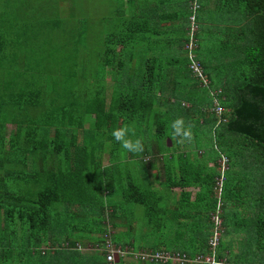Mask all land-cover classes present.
I'll use <instances>...</instances> for the list:
<instances>
[{
    "label": "trees",
    "instance_id": "trees-1",
    "mask_svg": "<svg viewBox=\"0 0 264 264\" xmlns=\"http://www.w3.org/2000/svg\"><path fill=\"white\" fill-rule=\"evenodd\" d=\"M178 3L177 10L163 15L151 12L161 23L177 21L175 26L159 30L142 11L107 32L102 46L93 49L72 24L64 28L68 42L55 44L51 34L65 21L54 18L42 1L0 0V264H109L101 252L79 246L101 240L105 232L136 249H174L158 242L174 223L164 216L169 208L147 170L159 160L171 186L200 187L193 203H188L191 193H183L186 208L196 212L191 218L203 216L206 225L197 242L184 248L190 255L210 250L211 216L220 202L215 257L224 256L226 264H264V0ZM191 15L198 27L191 50L207 84L190 71L189 50L183 47L191 39ZM172 38L178 45L174 55L154 49L172 48L167 40ZM148 51L152 55L134 60ZM105 70L111 88L102 82ZM212 95L224 108L219 116L209 110ZM178 117L193 125L199 161L213 159L214 169L201 170L206 177L198 175L200 165L188 161L189 153L181 152L171 135L170 122ZM124 124H133L143 138L142 154L127 153L112 139V129ZM212 140L230 168L240 167L232 175L231 169L223 172L219 199ZM258 157L261 165L251 167L249 161ZM124 204L142 210L136 214ZM226 206H234L235 216L238 207H248L253 217L232 220ZM228 223L251 228L241 256L224 239ZM199 224V219L191 223L193 231ZM51 225L55 243L66 236L64 247L52 252L37 246L45 241L41 231ZM118 264L170 263L120 258Z\"/></svg>",
    "mask_w": 264,
    "mask_h": 264
},
{
    "label": "rangeland",
    "instance_id": "rangeland-1",
    "mask_svg": "<svg viewBox=\"0 0 264 264\" xmlns=\"http://www.w3.org/2000/svg\"><path fill=\"white\" fill-rule=\"evenodd\" d=\"M42 1L46 7L48 5V9L53 10V12H55L56 15H54V18H61L62 20H64V24L61 27H58L57 30H55L52 34H51V38L53 40V42L57 45H63L66 44L68 42V39L70 38L69 34H67L65 32V27H67L68 24H72L75 26V28L79 29L81 34L87 37V44H89L91 47H93V49L99 48L100 46H102V41L103 38L105 36V34L113 29H115L116 27L119 26V24L122 21H125L127 18H130V16L132 14L140 15V13H143L142 11L148 12V19L151 20V26H158L159 30L164 29L163 26L164 24L166 25H170L167 27V29L175 26L174 23L175 22H167V23H161V21L157 18L156 16H152L151 12H155L157 10V8H159L158 6H156V8L154 7H142L143 6V0H40ZM147 1H152L155 4H157L156 0H147ZM181 0H167L166 2V6L167 8H161L163 10H170L171 11H175L177 10V6H178V2H180ZM129 2V3H128ZM213 5V0H210V3L208 4V6H212ZM155 6V5H154ZM17 10V14L18 16L22 15L21 14V10L15 9ZM49 20V19H48ZM47 20V21H48ZM189 20L191 21L189 23V34L192 37L193 32L197 30V25L195 24V22H192V19L189 18ZM184 21V20H183ZM200 25H203L202 23H200ZM196 26V27H195ZM69 27V26H68ZM182 28H181V32L180 34H182ZM147 35H151V32L149 31L147 33ZM177 34H175L176 36ZM163 37V35L158 36L157 38L154 37L155 39H159ZM197 39V38H196ZM168 42L170 44L174 43V38L172 39H167ZM198 40V39H197ZM202 42V41H201ZM144 43L147 44V46L150 45V41L149 39H145ZM195 45L193 44L192 47H194ZM151 47H155L151 46ZM183 47L186 49H188L190 47L189 43L183 44ZM152 48V49H153ZM178 45L176 43L173 44L172 48H165V46L158 45L157 47H155L154 49L157 50H161V52L165 53V54H171L174 55V52L172 49H177ZM191 48V47H190ZM153 52H149L147 54H143L140 55V57H135L134 60H138L141 61L142 59H144V56L147 55H152ZM130 73V72H129ZM102 82L105 83L107 85L108 88H111L112 86V78L110 76V73L108 72V70H105L104 73V77L102 78ZM208 142L204 141V144ZM103 160L105 161V158H103ZM151 162V161H150ZM249 163H251V167L253 163H257L261 165V161L258 158L250 160ZM151 164V163H150ZM153 167L155 164H152ZM152 169V166H150ZM251 167L250 170L251 171ZM240 167H236L234 168V170H231L229 173L230 175L235 174V172L239 171ZM242 171V168H241ZM160 174V168H156V169H152V171L150 172L149 175H153V179L154 176L156 178H158ZM151 178V177H150ZM152 181H155L152 180ZM253 184V182L249 181L248 186L249 189L251 188V185ZM112 200L114 201H119L121 200L119 197H114L112 198ZM123 207L125 208H130L132 211H137L138 213L136 214H140L141 212V207L137 206V205H132V204H124ZM250 208H252L251 206H249ZM227 212H228V216L230 217V219L234 220L235 218H243L247 221H250V219H252L253 217V212L251 213V210L246 208V207H241L238 208L237 210V217L235 216V210L234 208H232V206H226ZM109 210V209H108ZM107 210V212H108ZM249 217V218H248ZM236 220V219H235ZM251 224V222H250ZM3 227V221H0V229ZM225 231L226 230V226L224 227ZM228 231L227 233L224 235V239L227 242L228 246H229V250L232 253H237L239 256H241L240 249L246 248V246H243L242 243L245 241V238L247 236L250 235L251 233V228L249 226H236L234 223H232L231 225H229L228 223ZM70 229V228H69ZM71 230V229H70ZM53 231L54 228H51L48 231H41L43 234V237L45 238V241L43 243H40L39 246L41 249H45V250H49L50 252L58 250V249H62L65 244V237L64 235H62V242L60 244H57L53 241ZM45 232V233H44ZM18 236L15 239V242L13 244H11V247L13 249V252L16 253L19 249V232L17 233ZM57 234V233H56ZM63 234H65L63 232ZM89 242V240H84V245H82L81 250H84L86 247L90 248V245L87 244ZM119 243V242H117ZM130 248V246L128 245H124ZM2 249V245H0V250ZM136 249V248H135ZM91 250H96V249H91ZM138 250V249H137ZM100 252V250H97ZM126 259H132V258H126Z\"/></svg>",
    "mask_w": 264,
    "mask_h": 264
},
{
    "label": "crops",
    "instance_id": "crops-1",
    "mask_svg": "<svg viewBox=\"0 0 264 264\" xmlns=\"http://www.w3.org/2000/svg\"><path fill=\"white\" fill-rule=\"evenodd\" d=\"M157 1V6L159 8H157L156 11H158L160 13V15H163V13H165L166 11H170V10H163L161 8H167L166 6V1L167 0H156ZM144 4H150L152 6L155 5L154 2L152 1H148V3H144L143 2V6ZM213 6V5H212ZM207 23V22H206ZM204 25V23H203ZM189 53V51H188ZM190 63V61H189ZM189 66V65H188ZM190 71L192 72L191 68L189 67ZM204 73V72H203ZM192 74L194 75V73L192 72ZM205 74V73H204ZM206 76V75H205ZM197 78V76H195ZM199 81V79H198ZM200 83V82H199ZM201 84V83H200ZM213 89L210 90V93L212 92ZM219 90L218 89H215ZM212 94V93H211ZM213 97H216L214 95H212V101L210 103V108L209 110H212L213 108ZM217 98V97H216ZM218 99V98H217ZM214 125L217 126V123H214ZM206 141V139H205ZM209 145V142H208ZM216 142L215 140H212V148H215V150L218 153V156L216 157V163L219 159V157L221 155H223L227 161V167L225 170H234L235 167H231L230 168V160L228 162V157L222 152L220 151L217 147H216ZM180 151L181 152H188L189 156L188 157V161L191 162L192 164H194V166L196 165H200V167H198L197 169H199L198 171V175L200 177H206L203 173H201L202 168L207 171L208 169H214V162L212 158H204L203 160L199 159L201 158L200 155V150L199 151H195L194 150V145L193 142L191 143H186V144H180ZM147 157V156H145ZM144 157V158H145ZM160 157V156H158ZM157 158V157H155ZM249 158V157H248ZM250 159V158H249ZM199 161V163H197ZM152 164H155L154 167ZM152 169H156V168H160V174L157 178V181H152L151 185L153 187H157L159 192H162V202L164 204H166V206H168V210H166L164 216H169V218L174 220V223L171 225L172 228H166L164 229L165 231L163 232V234L160 235V237H163L162 239H159L158 242H162V243H172L174 246V249L172 250H182V251H187L184 248L190 245H194L193 243H196V238H197V234L200 231V229H204L205 228V222L203 220V216L200 217H196V218H191V215L194 214L196 215V212H193L191 209H187L186 206V200L183 199L184 198V194L187 192L191 193V197L189 198L188 203H193L194 201H196V194L199 192L200 187L199 186H182V184H176L175 186H171V183L167 182L166 179V175H165V165L163 164V162L161 160L157 161V163L154 161L151 164H148V173H150L152 171ZM260 166V164H259ZM260 170H256L257 174L259 173ZM178 171L175 170V176L178 177L177 175ZM153 179V177L151 178V180ZM184 193V194H183ZM185 201V203H184ZM232 208H234V206H232ZM241 208V207H238ZM238 208L236 210H238ZM244 208V207H243ZM248 208V207H246ZM249 209V208H248ZM202 214V213H201ZM182 215L187 216L188 218H182ZM197 219H199V229L195 228L194 231L191 227V223L193 222H197ZM177 228L180 229V234L179 231H177ZM183 228V231H182ZM123 244V243H121ZM162 245V244H161ZM188 252V251H187ZM172 264V263H170Z\"/></svg>",
    "mask_w": 264,
    "mask_h": 264
},
{
    "label": "built area",
    "instance_id": "built-area-1",
    "mask_svg": "<svg viewBox=\"0 0 264 264\" xmlns=\"http://www.w3.org/2000/svg\"><path fill=\"white\" fill-rule=\"evenodd\" d=\"M192 19V15L190 16ZM188 44V43H187ZM193 37H191L189 41L190 47L188 48L189 50V58H190V63L189 67L191 68L192 72L194 73L195 76L199 79V82L201 84H207V78L205 74L203 73L202 67L200 63L195 59L194 54L192 53V45H193ZM218 91V90H216ZM215 90H212V94L216 92ZM215 96V95H214ZM222 106L218 102L216 97H213V108L212 110L214 111L213 113L217 116L222 111ZM227 159L221 155L217 161V166L216 170L219 172V176L215 179V184H214V190L215 194L217 196L216 199L218 198V193L220 190V185H221V180H222V174L225 171L227 164H226ZM220 202L217 203L216 211L215 213L211 216V222H212V233L209 235L210 237L208 238V245H209V251L207 252H196L194 255H190L189 252L187 253L186 251L182 250H170V249H158L154 251H145L141 249H135L131 245L127 247L124 246L125 244L117 243L116 241L112 240L109 232L103 233V238L99 241H89L87 244L90 245V248H85V249H96L100 250V252L104 255L105 260L109 264H118V260L120 258H132V259H139V260H144V259H153V260H160V261H167L172 264H226L225 257L222 256L221 258H216L215 257V249L214 245H216L219 232H220V222L221 219L219 218L218 214L220 213ZM82 245L79 242L80 248Z\"/></svg>",
    "mask_w": 264,
    "mask_h": 264
},
{
    "label": "clouds",
    "instance_id": "clouds-1",
    "mask_svg": "<svg viewBox=\"0 0 264 264\" xmlns=\"http://www.w3.org/2000/svg\"><path fill=\"white\" fill-rule=\"evenodd\" d=\"M171 135L179 144L191 143L194 139L193 125L187 123L183 117L170 122ZM112 139L118 143L125 152L142 154L144 152L143 138L137 135L133 124H124L112 129Z\"/></svg>",
    "mask_w": 264,
    "mask_h": 264
}]
</instances>
